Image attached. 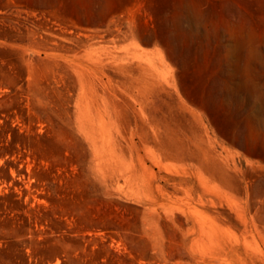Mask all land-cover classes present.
Listing matches in <instances>:
<instances>
[{"label":"rangeland","instance_id":"obj_1","mask_svg":"<svg viewBox=\"0 0 264 264\" xmlns=\"http://www.w3.org/2000/svg\"><path fill=\"white\" fill-rule=\"evenodd\" d=\"M0 264H264V0H0Z\"/></svg>","mask_w":264,"mask_h":264}]
</instances>
